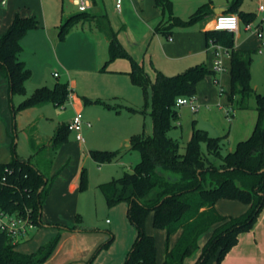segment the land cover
Returning <instances> with one entry per match:
<instances>
[{
  "label": "crops",
  "instance_id": "0c3cea01",
  "mask_svg": "<svg viewBox=\"0 0 264 264\" xmlns=\"http://www.w3.org/2000/svg\"><path fill=\"white\" fill-rule=\"evenodd\" d=\"M116 1L90 0L91 6L87 13L96 18L81 20L61 35L62 24L70 17L82 13L75 0H61V2L60 0H0V40L17 15L35 16L39 20L38 27L30 29L21 40L23 49L19 58L32 70L31 77L26 81V94L12 92L9 76L0 63V163L18 158L38 167L37 161L40 158L34 154L36 148L42 145V137L35 120L29 118L34 109L53 102L37 103L27 108H19V105L36 88L51 87L52 74L56 78L63 76L64 83L68 82L71 88L69 107H65L63 112L58 114L59 120L54 134L59 125L70 123L77 111H82L85 120L90 121L91 126L95 128L102 120V113L113 108L108 106L112 101L121 99L131 105L142 104V98H145L144 92L130 79V60L118 58L107 63L110 57L109 37L96 23L99 17L116 32L122 45L136 61L143 64L151 80H154L152 76L156 77L157 70L173 75L191 66L206 64L214 71L213 51L209 44L211 39L208 41L206 32L213 30L216 15L223 10L228 12L237 0H171L174 15L182 19H188L203 4H209L211 13L195 23L176 25L169 36L158 30V27L167 25L168 16L162 14L155 0H123L121 10L117 9ZM247 1L242 0L239 10L254 12L256 16L249 22L252 25L250 29L247 28L249 23L240 18V27L233 32L235 38L233 51L236 53L257 50L260 54H264V28L262 23H257L259 14L262 16V21L264 19V10H261L264 2L256 0L254 2L257 7L249 9L246 8ZM67 4L75 8L72 13H68L67 8L70 7ZM258 28L262 29L263 38L259 37ZM81 41L83 45L80 47L78 45ZM231 56L227 59L226 70L223 73H227L228 70L230 73ZM106 64L108 70H103ZM48 67L46 72L45 68ZM54 67L58 70L51 72ZM55 72L58 76H55ZM223 73H219L221 77H218L214 71L202 82L213 88L212 79L217 77L222 84L223 93H227L229 98V93L225 91L222 83L223 78H226ZM227 79L231 81V74ZM17 95L20 97L17 98ZM202 96L203 93H200L198 87L197 98L200 104H202ZM229 101L234 107L232 101L230 99ZM40 117H47L46 112ZM27 122L33 124L34 133L28 142L24 139L23 149L20 150V134ZM87 127L84 126L83 129L90 133ZM54 134L48 138L49 151L41 155V158L47 161L52 160L49 176L56 174L42 205L43 224L30 236L20 240L18 249L25 253L42 250L46 252L52 242L59 237L49 257L40 264H123L138 235L128 215L130 203L122 201L113 206L116 218L107 219L111 224L110 237L97 226H84L78 223L76 215L80 214L78 212L80 175L83 169L82 156L85 154L83 147L86 139L71 140L69 135V141L55 150ZM125 140L128 141V137H125ZM126 146V149L130 147V141ZM169 178L174 176L169 175ZM229 201L235 206L237 202H241ZM243 204L246 206L243 209L244 213L249 209V204ZM216 206L219 207V200ZM263 211L264 209L251 230L240 233L238 243L227 252L220 264H256L257 260L263 264L264 240L258 235L261 229L264 231V218H261ZM213 231L214 227L199 237L198 249L193 255L185 258L184 264H194L197 261ZM178 236L176 234L171 237L170 247L175 244ZM204 236L206 239H203ZM165 253L166 249L159 258L157 244L158 264L163 263ZM208 264H217V259H211Z\"/></svg>",
  "mask_w": 264,
  "mask_h": 264
},
{
  "label": "trees",
  "instance_id": "16d2710c",
  "mask_svg": "<svg viewBox=\"0 0 264 264\" xmlns=\"http://www.w3.org/2000/svg\"><path fill=\"white\" fill-rule=\"evenodd\" d=\"M155 2L162 14L168 16L167 25L158 27V30L168 36L176 25L195 23L211 13L209 4H203L188 19H182L174 15L171 0ZM241 2L235 1L228 12H238L239 17L249 23L256 14L239 10ZM87 12L72 16L62 24L61 35L81 20L96 18ZM99 18L96 23L109 37L110 57L107 63L118 58L130 60V79L142 88L146 98L143 111L147 109L148 97L151 96L150 113L154 124L152 134L133 135L130 147L125 149L135 148L142 154L133 171H126L121 177L100 185L110 206L122 201L130 203L128 215L138 235L123 264H158L156 238L146 231V221L151 212L154 227L166 232V253L162 264H184L185 258L198 249L199 237L213 227L212 235L194 264H208L214 258L220 264L227 252L238 243L240 233L251 230L264 209V93L256 92L251 83L250 63L237 57L233 51V32L214 29L206 32L208 41L213 39L232 49L231 104L234 105L235 101L242 103L246 97L255 95L258 120L252 135L241 140L234 151L225 155L220 152L223 137L211 136L200 128L194 129L182 152L181 142L168 135L174 120L179 117L175 109L176 100L181 96H197L198 84L214 71L206 64H197L175 75L157 70L155 79L151 80L143 64L132 57L116 32ZM38 25L39 20L35 16L17 15L0 40V63L9 76L13 93L26 94V81L31 77L32 70L19 58L23 49L21 40ZM102 69L108 70L107 64ZM70 93L68 82L58 81L54 87L36 88L20 103L19 108L42 102L60 105L69 99ZM108 106L121 111L119 106ZM70 133L69 123L58 126L53 137L55 150L69 141ZM203 143L207 145V152L202 148ZM121 153L122 150L90 151L100 164L111 162ZM51 163L52 160L43 158L37 161L38 167L18 158L0 163V173L7 176V183L0 186V205L18 211L26 205L31 207L37 227L41 226L42 205L56 176H49ZM169 175L174 178H169ZM87 186L88 177L83 168L80 189ZM220 199L239 200L249 204V209L238 216L224 215L216 206ZM81 219V215L77 214L76 221L79 223ZM176 234L179 235L177 241L170 247V239ZM58 239L46 252L25 253L18 249L20 243H14L6 233L0 231V264H40L49 257Z\"/></svg>",
  "mask_w": 264,
  "mask_h": 264
},
{
  "label": "rangeland",
  "instance_id": "374dc122",
  "mask_svg": "<svg viewBox=\"0 0 264 264\" xmlns=\"http://www.w3.org/2000/svg\"><path fill=\"white\" fill-rule=\"evenodd\" d=\"M254 1L256 2V0H248L246 8L254 9V7H257V4ZM67 6L70 7L67 8V10H69L68 13H72L75 8H73L71 4H67ZM259 16L257 23H262L264 28V19L262 21V16L260 14ZM174 30H176V28ZM79 44L80 45L78 46L81 47L83 45L82 41ZM236 53L237 57L245 59L250 63L252 72L251 83L256 92L264 93V54H260L257 50H246L244 52L237 51ZM48 69L49 67L45 68V71L47 72ZM54 70H58V68H52L51 72ZM224 74L226 78H223L222 83L225 91L230 93L231 81L227 79L230 74L229 70L227 73H223V75ZM217 75L218 77H221L219 73H217ZM51 77L53 78L51 87H53L58 81L64 82L63 76L61 78H56L52 74ZM215 78L217 77L212 79L215 91L212 87H208L206 82H202L204 79L200 82L201 84L199 83L200 85L198 84L200 93H203V100L201 101L202 104L199 103L200 105L197 111H193L188 105L175 106V109L179 113V117L174 120V125L168 131V135L181 142L182 152L185 151V144L191 139L195 128L204 129L211 136L223 137L220 144V152L222 155L234 151L238 143L241 140L248 139L255 129L258 120L255 95L246 97L242 103H237L235 101L234 107H232L230 105L228 94L220 91L222 84L215 83ZM152 79L155 78L152 76ZM31 93L32 92H30V94ZM19 97L20 95H17V98ZM145 99L146 98H142V104L140 105H131L121 99L112 101V104L110 105L121 107V111H118L114 107L109 108V110L102 113V120L100 119L101 121L97 124V127H87V130H89L90 133H87L85 129L82 131L83 137L86 139L83 147L85 154L82 156V165L87 173L88 186L83 190L80 189L79 193L78 212L82 218L79 223L84 226H97L109 237L111 236V224L107 222V219L113 220L116 216L113 213V206L108 204L100 185L113 178L121 177L126 171H133L134 166L142 159L140 150L134 148L125 151V149L133 135L137 133H153V117L150 113L151 96L148 97L149 104L147 109L143 111L146 103ZM69 104L70 100H67L60 105L50 103L42 108H36L32 111L29 119L35 120L42 137V145H40L39 148H36V154H34L35 156L37 155L38 158L41 159V155L49 151L48 138L54 134L55 127L59 120L58 114H61L65 107L68 108ZM63 105L65 106L63 107ZM129 107H133L135 110H132ZM45 112L47 117L41 118L40 115ZM32 126L33 124L27 122L24 126L25 129L21 131V142L19 144L20 150L23 149L24 139L28 142L29 138H31L34 133ZM125 137H128V141L125 140ZM75 138L76 134L71 131L70 139L75 140ZM202 148L207 152L206 143L202 144ZM91 149L107 151L122 150V153L118 158L111 162L100 164L91 156V154H89V150ZM27 151H29L28 148ZM236 204L237 205L235 206L229 200L221 199L219 200L218 208L220 213L224 215L238 216L243 213V209L246 206L241 202H237ZM261 218H264V211ZM146 231L149 234H154L156 236L155 238L158 244V254L160 258L162 251L165 250L166 247V232L163 229L154 227L152 212L148 215L146 221ZM258 235L264 240L263 229L258 232ZM205 236H207V234H205ZM205 236L203 239H206ZM260 263L261 262L258 260L256 261V264Z\"/></svg>",
  "mask_w": 264,
  "mask_h": 264
},
{
  "label": "built area",
  "instance_id": "2783aa9c",
  "mask_svg": "<svg viewBox=\"0 0 264 264\" xmlns=\"http://www.w3.org/2000/svg\"><path fill=\"white\" fill-rule=\"evenodd\" d=\"M75 4L81 12L88 11L91 3L90 0H75ZM123 0L116 1L117 9H122ZM264 10V7H261ZM251 24H247V28H251ZM240 27V17L237 13L233 12H221L216 15L213 21V29L219 31L236 32ZM258 30L259 37L263 38V32ZM210 47L213 51V69L216 73H223L226 70L227 59L232 54V49L220 42L213 39L210 40ZM264 45V42H263ZM262 51V49L260 50ZM58 76V73H54ZM215 83L220 84V80L215 78ZM223 93V88L220 90ZM70 98V96H69ZM188 105L193 111H197L199 108V102L196 95L193 96H181L176 100V106ZM65 105H63L64 107ZM92 123L86 121L84 114L81 111L76 112L75 116L69 123V129L76 134V138L79 141H84L82 134L84 126L90 127ZM7 183L6 174L0 173V186ZM37 228L35 218L33 216V209L29 206H24L22 210L7 209L0 205V231L6 233L14 243L23 240L30 236L32 232Z\"/></svg>",
  "mask_w": 264,
  "mask_h": 264
},
{
  "label": "water",
  "instance_id": "95a60500",
  "mask_svg": "<svg viewBox=\"0 0 264 264\" xmlns=\"http://www.w3.org/2000/svg\"><path fill=\"white\" fill-rule=\"evenodd\" d=\"M218 12H220V11H218ZM221 12H226L225 10H223V11H221Z\"/></svg>",
  "mask_w": 264,
  "mask_h": 264
}]
</instances>
